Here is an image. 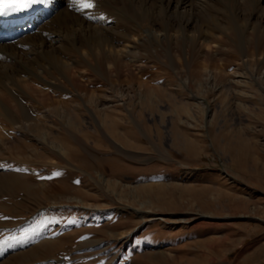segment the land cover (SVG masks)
Wrapping results in <instances>:
<instances>
[{
  "label": "rangeland",
  "instance_id": "1",
  "mask_svg": "<svg viewBox=\"0 0 264 264\" xmlns=\"http://www.w3.org/2000/svg\"><path fill=\"white\" fill-rule=\"evenodd\" d=\"M260 4L112 20L5 99L0 244L21 242L0 264H264Z\"/></svg>",
  "mask_w": 264,
  "mask_h": 264
},
{
  "label": "bare ground",
  "instance_id": "2",
  "mask_svg": "<svg viewBox=\"0 0 264 264\" xmlns=\"http://www.w3.org/2000/svg\"><path fill=\"white\" fill-rule=\"evenodd\" d=\"M260 1L262 0H94L92 9H81L71 0H45L40 11L32 16H22L15 21L14 26L4 27L0 22V121L8 119L11 122L15 119L7 101L21 109V98L18 95L22 85L37 82L41 84L40 88H44L43 85L53 87L56 82L55 78H49L52 75L50 72L58 71L60 78H64L65 71L72 67L71 63L62 59L61 54L66 47L78 50L82 55L83 45L97 46L98 42L108 39L107 32L112 30V20L149 19L158 22L175 18L192 21L200 13L199 10L212 5L230 8L239 3H249L260 7ZM152 35L159 41L165 42L167 39L160 34ZM186 38V50L189 55H193V38ZM179 42L175 44L176 48L179 47ZM45 56L53 57V61ZM35 64L37 68L34 69ZM118 64L126 66L123 62ZM47 74L51 75L46 77ZM1 130L2 127L0 135ZM20 242L11 240L10 243H1L0 261L17 250Z\"/></svg>",
  "mask_w": 264,
  "mask_h": 264
},
{
  "label": "snow or ice",
  "instance_id": "3",
  "mask_svg": "<svg viewBox=\"0 0 264 264\" xmlns=\"http://www.w3.org/2000/svg\"><path fill=\"white\" fill-rule=\"evenodd\" d=\"M45 0H0V16L11 13H20L28 10L33 5L44 3ZM81 9H92L94 0H73Z\"/></svg>",
  "mask_w": 264,
  "mask_h": 264
},
{
  "label": "crops",
  "instance_id": "4",
  "mask_svg": "<svg viewBox=\"0 0 264 264\" xmlns=\"http://www.w3.org/2000/svg\"><path fill=\"white\" fill-rule=\"evenodd\" d=\"M101 122H102V124L104 125V121L103 120H101ZM110 134H113V131H111V132H109Z\"/></svg>",
  "mask_w": 264,
  "mask_h": 264
}]
</instances>
